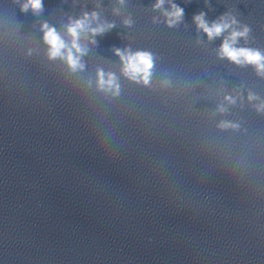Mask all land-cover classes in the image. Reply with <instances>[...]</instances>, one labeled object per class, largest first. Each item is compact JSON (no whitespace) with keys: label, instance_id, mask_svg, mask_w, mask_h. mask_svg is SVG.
<instances>
[{"label":"clouds","instance_id":"clouds-1","mask_svg":"<svg viewBox=\"0 0 264 264\" xmlns=\"http://www.w3.org/2000/svg\"><path fill=\"white\" fill-rule=\"evenodd\" d=\"M120 3H123V0H120ZM164 3L165 0H156L153 7L155 9H161ZM29 8L32 9L34 14L38 13L42 9V0H27V2L22 5L21 10L27 11ZM171 9L170 11L163 12L169 27L178 23L184 14L183 9L175 4L171 5ZM204 16L205 14L201 12L194 16L193 19L198 29L206 33L209 40L221 36L222 33L229 29L231 30L228 36L224 38L218 50V55L222 58L229 59L237 65H253L257 74L264 76V54L251 48L235 47L239 38L247 37L249 29L247 27H242L240 30H237L235 27L237 21L228 16H222L219 21H214L209 25ZM97 20L98 14L96 12H92L90 15L84 13L82 18L70 20L69 24L66 26V32L71 37L70 41H65L54 27H50L47 23L42 24L41 31L43 32V41L48 46L47 55L49 59L60 58L67 64L71 72L82 71L85 65L82 63L81 57L86 55L88 51L87 45L80 42L82 34L84 39H87L89 33L94 37L114 27L112 24L103 23H97L96 27H91L92 22ZM124 23L130 24L131 21L125 20ZM90 42L95 43V40H91ZM115 55L120 58L122 64L121 72L126 78L145 86L149 85L152 69L154 67V57L150 52H132L128 49L122 51L117 48L115 49ZM165 83H167V81H165ZM96 87L98 90L111 93L114 96L119 95L120 92L118 77L114 73L105 72L101 68H97L96 70ZM224 99L228 104L236 103L235 97L225 96ZM256 100H259V97L250 92L248 94V101L252 102ZM254 107L257 112L264 113V101H260L258 104L254 105ZM217 111L224 112L226 109L223 105H219ZM218 126L222 128L238 127V125L230 124L227 121H221Z\"/></svg>","mask_w":264,"mask_h":264}]
</instances>
